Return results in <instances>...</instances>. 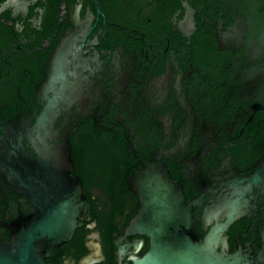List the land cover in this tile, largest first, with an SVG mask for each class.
Listing matches in <instances>:
<instances>
[{
  "label": "flooded vegetation",
  "instance_id": "flooded-vegetation-1",
  "mask_svg": "<svg viewBox=\"0 0 264 264\" xmlns=\"http://www.w3.org/2000/svg\"><path fill=\"white\" fill-rule=\"evenodd\" d=\"M8 137L90 204L44 264H139L150 239L130 224L146 168L181 189L196 239L259 253L264 0H0V143ZM10 150L0 154L4 242L34 212L1 165Z\"/></svg>",
  "mask_w": 264,
  "mask_h": 264
},
{
  "label": "water",
  "instance_id": "water-1",
  "mask_svg": "<svg viewBox=\"0 0 264 264\" xmlns=\"http://www.w3.org/2000/svg\"><path fill=\"white\" fill-rule=\"evenodd\" d=\"M7 147L11 150L1 165L34 212L13 222L8 242L0 239V264H44L89 219L90 204L79 183L63 182L49 171L46 157L33 160L21 138L4 139L0 143L2 156ZM35 166H39L38 172H33ZM138 176L134 189L139 208L130 232L150 239V248L139 264H264V248L257 254L242 248L224 254L215 248V234L196 239L190 233V206L178 185L161 169L146 168ZM234 214L225 225L238 218V212Z\"/></svg>",
  "mask_w": 264,
  "mask_h": 264
}]
</instances>
